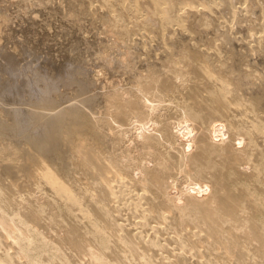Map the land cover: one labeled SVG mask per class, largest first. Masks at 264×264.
<instances>
[{"label":"bare ground","instance_id":"1","mask_svg":"<svg viewBox=\"0 0 264 264\" xmlns=\"http://www.w3.org/2000/svg\"><path fill=\"white\" fill-rule=\"evenodd\" d=\"M0 264H264V0H0Z\"/></svg>","mask_w":264,"mask_h":264}]
</instances>
